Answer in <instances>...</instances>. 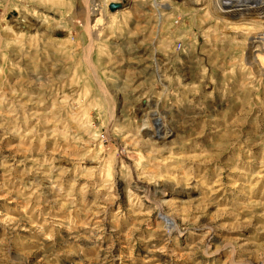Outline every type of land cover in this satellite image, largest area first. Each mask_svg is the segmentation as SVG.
I'll return each instance as SVG.
<instances>
[{
  "label": "rangeland",
  "instance_id": "374dc122",
  "mask_svg": "<svg viewBox=\"0 0 264 264\" xmlns=\"http://www.w3.org/2000/svg\"><path fill=\"white\" fill-rule=\"evenodd\" d=\"M110 1L0 0V264H264L253 44L206 0Z\"/></svg>",
  "mask_w": 264,
  "mask_h": 264
},
{
  "label": "bare ground",
  "instance_id": "6f19581e",
  "mask_svg": "<svg viewBox=\"0 0 264 264\" xmlns=\"http://www.w3.org/2000/svg\"><path fill=\"white\" fill-rule=\"evenodd\" d=\"M192 1L196 3V1L202 2L203 0H192ZM206 1H207V4L205 5L206 7L203 4L199 5L200 7L203 8V11L207 9L205 10V12L206 11L213 12L215 18L218 17L225 21V26L227 27V29L231 30L234 33H244L245 38L250 43L253 44L255 48V52L259 55V58L256 60L258 64V68H257L258 70H256V72L264 75V0H206ZM131 2L132 0H117V1L111 0L110 3L108 4V10L110 12L119 10L124 6H127ZM14 13H16V15H12L13 13L10 14L9 19L12 22V26H14L15 28L21 26V23L25 21V19L26 20L29 19V21L33 20L27 15L20 14L16 11H14ZM101 15H102V9L99 8L97 3L92 2V6L88 14V17L91 21V25H90L91 29L94 28L98 20L101 19V18L99 19ZM138 188H140V186ZM158 193L160 195L163 194L162 192L159 191ZM168 223L170 224V222Z\"/></svg>",
  "mask_w": 264,
  "mask_h": 264
}]
</instances>
